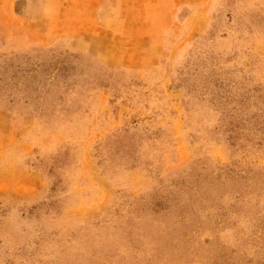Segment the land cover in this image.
<instances>
[{"label":"rangeland","instance_id":"obj_1","mask_svg":"<svg viewBox=\"0 0 264 264\" xmlns=\"http://www.w3.org/2000/svg\"><path fill=\"white\" fill-rule=\"evenodd\" d=\"M0 264H264V0H0Z\"/></svg>","mask_w":264,"mask_h":264}]
</instances>
